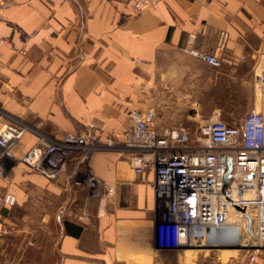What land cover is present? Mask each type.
<instances>
[{
    "label": "crops",
    "instance_id": "obj_1",
    "mask_svg": "<svg viewBox=\"0 0 264 264\" xmlns=\"http://www.w3.org/2000/svg\"><path fill=\"white\" fill-rule=\"evenodd\" d=\"M0 1V127L26 126L19 158L41 136L61 140L90 122L105 123L103 142L123 141L131 110L153 108L161 134L260 106L254 78L264 70V0H161L138 14L128 0ZM186 46L216 53L221 66ZM85 153L56 181L2 161L0 194L16 203L0 206V264H222L220 254L210 260L203 252L213 249H158L154 173L138 174L122 148L104 147L87 162ZM87 172L114 195L87 201L77 184ZM242 253L223 264H249Z\"/></svg>",
    "mask_w": 264,
    "mask_h": 264
},
{
    "label": "built area",
    "instance_id": "obj_2",
    "mask_svg": "<svg viewBox=\"0 0 264 264\" xmlns=\"http://www.w3.org/2000/svg\"><path fill=\"white\" fill-rule=\"evenodd\" d=\"M128 1L138 14L161 0ZM221 35L224 39L227 36ZM189 38L195 39L196 34H189ZM185 49L214 67L221 66L216 53L189 46ZM254 86L261 96L259 110L248 113L238 124L212 118L194 129L181 122L158 134L153 108L131 110L133 127L123 141L108 136L103 142L100 136L106 130L105 123L90 122L85 131L61 140L41 136L20 158L14 150L27 128L6 124L0 127V175L5 170L2 161L10 160L56 181L81 151L86 152L82 160L87 162L94 151L122 148L138 174L152 171L155 175L153 189L161 207L156 224L158 249H207L205 238L191 236V228L235 227V247L246 252L249 264L258 260L264 264V70L255 75ZM230 159L232 170L228 173ZM77 184L87 188V201L104 193L100 199L104 202L115 193L90 172ZM15 203L14 195L0 194L1 207Z\"/></svg>",
    "mask_w": 264,
    "mask_h": 264
},
{
    "label": "water",
    "instance_id": "obj_3",
    "mask_svg": "<svg viewBox=\"0 0 264 264\" xmlns=\"http://www.w3.org/2000/svg\"><path fill=\"white\" fill-rule=\"evenodd\" d=\"M232 170V161L229 160V172ZM251 178L253 176H250ZM228 180V174L226 176ZM228 184V181H227ZM191 236L204 237L210 248L235 247L238 243V231L235 227H213L204 230L203 228H191Z\"/></svg>",
    "mask_w": 264,
    "mask_h": 264
},
{
    "label": "rangeland",
    "instance_id": "obj_4",
    "mask_svg": "<svg viewBox=\"0 0 264 264\" xmlns=\"http://www.w3.org/2000/svg\"><path fill=\"white\" fill-rule=\"evenodd\" d=\"M257 94L259 95L260 97V93L258 92V90H256ZM228 97H225V98H217L216 100L220 101L221 104H226L228 103ZM212 105H209V104H206V108H209L211 107ZM256 110H259V107L258 109ZM247 115V113H220V116H221V120L224 119L225 116H228V117H233V118H236V119H242L243 117H245ZM208 249H213V251H203L205 252V254L207 256L211 255V258L210 260H213L212 256L213 255H218L220 254V258L219 260H221L222 264L223 262H227L229 261L230 259H238L242 253V251L238 250L237 247H223V248H204V250H208ZM207 261H209V259H206Z\"/></svg>",
    "mask_w": 264,
    "mask_h": 264
}]
</instances>
